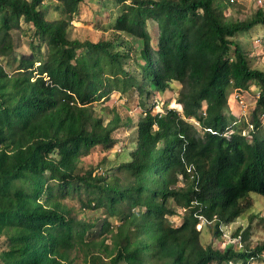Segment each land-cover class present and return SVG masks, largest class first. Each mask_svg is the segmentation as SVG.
Masks as SVG:
<instances>
[{
  "label": "trees",
  "instance_id": "obj_1",
  "mask_svg": "<svg viewBox=\"0 0 264 264\" xmlns=\"http://www.w3.org/2000/svg\"><path fill=\"white\" fill-rule=\"evenodd\" d=\"M100 1L118 12L111 36L91 41L69 34L84 0H0L1 264H66L73 247L86 248L85 264L261 257L264 240L220 249L203 245L200 233L213 222L220 237L221 226L253 204L250 193L264 198V67L250 65L239 36L264 26V11L231 19L222 13L235 0ZM172 82L181 112L145 108L123 159L105 170L82 165L92 148L110 150L115 129L132 123L95 103L131 89L150 97L173 90ZM252 83L258 96L240 127L228 96ZM73 195L81 214L101 209L99 217L71 213L63 200ZM103 231L108 240H97Z\"/></svg>",
  "mask_w": 264,
  "mask_h": 264
},
{
  "label": "rangeland",
  "instance_id": "obj_2",
  "mask_svg": "<svg viewBox=\"0 0 264 264\" xmlns=\"http://www.w3.org/2000/svg\"><path fill=\"white\" fill-rule=\"evenodd\" d=\"M48 1V0H47ZM262 9L264 11V0L260 3L257 0H235L232 5L226 8L222 15L231 19H244L252 15L256 10ZM117 7L113 6L110 2L100 1V0H84L78 6L77 12L74 14L73 20L71 22V28L69 30L70 36L78 39H88L91 41H98L100 39H106L111 36V31L113 28V20L117 14ZM49 16L53 17L57 15L54 10V5L49 6ZM221 14V13H220ZM242 34V35H241ZM27 35L23 36L24 41L23 48L25 51L30 50L29 44H26V40L29 42ZM239 36H243L244 45L249 47L251 51V62L252 67H264V26L256 25L252 29L239 33ZM241 38V37H240ZM255 44V45H254ZM27 46V47H26ZM126 67L132 69L135 67L133 60L129 59ZM173 90H166L165 92L155 93L148 97L146 94L139 96L138 91L135 89L129 90L126 94H120L114 91L106 99H101L99 103H95L96 109L99 111L103 106L114 107L122 116L123 120L130 119L132 123L129 126H122L113 132V136L116 139L113 147L105 151L101 146H96L91 149L89 155L83 158L82 165L84 167H96L100 164V169L105 170L112 163L118 162L126 156V153L130 148L133 147L132 143L135 133V128L132 124L137 123L138 119L141 117V112L145 108H149L151 113L165 112V108H175L181 112V104L176 102V92L179 89V84L172 82L171 84ZM259 88L253 83L249 84L247 90H236L234 89L228 96L229 109L235 115H242L243 106L240 104L239 99H242L243 104H245L246 111H251L254 100L258 96ZM236 92H239V96L235 98ZM164 103L166 107H164ZM246 118L250 113H246ZM249 114V115H248ZM102 125H105L109 117L106 114H102ZM246 120L245 118L239 119V126L241 127L242 122ZM237 126V124L235 125ZM264 131V129L262 130ZM124 151V152H123ZM123 152L122 156H119ZM103 158L106 161L102 163ZM253 204L250 208L246 209L233 223L225 226H221L222 235L220 237H214V227L213 222L206 224L201 229L200 242L203 245L208 243H213L215 248L223 249L228 245H232L235 250L243 248H253L257 244H260L264 240V198L260 194L250 193ZM64 204L71 213L76 214V216L82 219H94L99 217L100 210H84L81 214L82 207L81 203L77 200V197L73 195L69 196L63 200ZM173 224L178 225L181 222L180 215H174L170 217ZM108 220L112 224L118 223L116 217H109ZM102 220L99 221L101 223ZM201 220L199 224L196 225L198 229L201 227ZM199 225V226H198ZM238 229L237 237H233L234 232ZM106 233L103 231L100 236H97L98 240ZM107 242V241H106ZM6 246L5 237H0V249ZM71 249V248H70ZM85 254L86 248L84 247H73L70 251V260L66 264H85ZM1 264V262H0ZM232 264H241L240 261H234ZM246 264H264V253L261 257L249 258Z\"/></svg>",
  "mask_w": 264,
  "mask_h": 264
},
{
  "label": "built area",
  "instance_id": "obj_3",
  "mask_svg": "<svg viewBox=\"0 0 264 264\" xmlns=\"http://www.w3.org/2000/svg\"><path fill=\"white\" fill-rule=\"evenodd\" d=\"M257 2L258 3H260L261 2V0H257ZM240 94H239V92H236V94H235V98L237 97V96H239ZM239 102H240V104L243 106V109H241L242 110V115H239L240 116V118H245L246 120H244V121H247V118H246V113H247V111H246V109H245V104H243V102H242V99H239ZM261 118H262V122L264 123V117L261 115ZM249 127L250 128H252V124H249ZM204 221L203 219H200V221ZM199 226V225H198Z\"/></svg>",
  "mask_w": 264,
  "mask_h": 264
},
{
  "label": "clouds",
  "instance_id": "obj_4",
  "mask_svg": "<svg viewBox=\"0 0 264 264\" xmlns=\"http://www.w3.org/2000/svg\"><path fill=\"white\" fill-rule=\"evenodd\" d=\"M199 223H200V222H199ZM199 223H198V224H199ZM201 226H202V223H201ZM200 228H201V227H199L198 229H200Z\"/></svg>",
  "mask_w": 264,
  "mask_h": 264
},
{
  "label": "crops",
  "instance_id": "obj_5",
  "mask_svg": "<svg viewBox=\"0 0 264 264\" xmlns=\"http://www.w3.org/2000/svg\"><path fill=\"white\" fill-rule=\"evenodd\" d=\"M237 117H239V115H236Z\"/></svg>",
  "mask_w": 264,
  "mask_h": 264
}]
</instances>
